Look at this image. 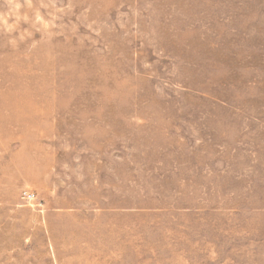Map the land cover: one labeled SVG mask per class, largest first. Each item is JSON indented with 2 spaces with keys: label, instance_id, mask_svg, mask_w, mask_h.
I'll list each match as a JSON object with an SVG mask.
<instances>
[{
  "label": "rangeland",
  "instance_id": "obj_1",
  "mask_svg": "<svg viewBox=\"0 0 264 264\" xmlns=\"http://www.w3.org/2000/svg\"><path fill=\"white\" fill-rule=\"evenodd\" d=\"M0 264H264V0H0Z\"/></svg>",
  "mask_w": 264,
  "mask_h": 264
},
{
  "label": "built area",
  "instance_id": "obj_2",
  "mask_svg": "<svg viewBox=\"0 0 264 264\" xmlns=\"http://www.w3.org/2000/svg\"><path fill=\"white\" fill-rule=\"evenodd\" d=\"M21 199L25 204L30 206H34L37 204V196L36 193L28 188H24L21 192Z\"/></svg>",
  "mask_w": 264,
  "mask_h": 264
}]
</instances>
